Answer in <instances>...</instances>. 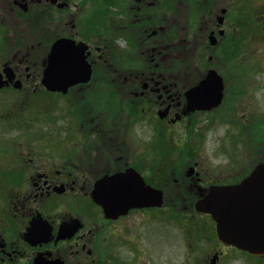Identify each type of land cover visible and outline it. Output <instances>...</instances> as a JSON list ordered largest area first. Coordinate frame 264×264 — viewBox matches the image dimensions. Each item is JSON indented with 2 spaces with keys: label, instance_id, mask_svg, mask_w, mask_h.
I'll return each instance as SVG.
<instances>
[{
  "label": "flooded vegetation",
  "instance_id": "af4514ba",
  "mask_svg": "<svg viewBox=\"0 0 264 264\" xmlns=\"http://www.w3.org/2000/svg\"><path fill=\"white\" fill-rule=\"evenodd\" d=\"M263 45L264 0H0V264H123L122 222L151 211L107 218L93 191L127 170L161 188L165 200L192 205L213 186L240 182L249 167L216 176L185 161L168 177L165 168L180 157L170 146L134 147V119L163 121L169 142L193 115L228 112L234 95L261 88ZM52 46L84 56L90 80L49 91ZM54 68L74 69L59 58ZM220 85V106L184 114L191 90L204 102ZM60 104L71 111L68 123ZM36 129L42 137L27 139ZM167 181L176 186L169 194ZM184 209L177 212L193 214ZM143 229L166 240L156 227Z\"/></svg>",
  "mask_w": 264,
  "mask_h": 264
},
{
  "label": "rangeland",
  "instance_id": "374dc122",
  "mask_svg": "<svg viewBox=\"0 0 264 264\" xmlns=\"http://www.w3.org/2000/svg\"><path fill=\"white\" fill-rule=\"evenodd\" d=\"M256 90H252V94ZM261 99L256 95L252 96L251 107L252 111L246 112V116L242 117L240 113H245L241 111L240 104H235L234 108H230L228 112H224L221 115L224 117L211 118L210 116H203L202 114L193 115L190 119L188 125L189 130H186L187 137L185 138L184 145L185 150L184 154L189 152L190 155H196L192 157L194 162L201 163V168L203 171H207L210 174H231V172H237L243 168L251 167V165L263 162L264 163V90L260 89ZM8 106L11 103V99L7 97ZM248 106L245 102L243 105L244 109ZM42 110L39 107H34ZM58 108L61 109V113L67 116L65 123H68L70 120L69 107L58 105ZM47 106L43 109L42 113L36 111L39 115V118L44 119ZM55 111H48V113H54ZM238 112V114H237ZM22 112L19 113V115ZM107 113V112H106ZM214 113V112H213ZM249 114V116H248ZM124 114H118L115 120H121L124 123L125 119L122 117ZM234 115V117H233ZM227 116V118H225ZM248 116V117H247ZM198 119L195 120L194 118ZM122 118V119H121ZM146 120L145 117L140 116V123L134 121V127H138V131L134 128V147H143L146 143V132L141 131V122ZM228 121V122H222ZM145 121H143L144 123ZM245 124V127L242 130V125ZM209 128H205V127ZM64 128V126H63ZM205 128V129H203ZM203 129V130H202ZM199 133V134H198ZM42 137V133L39 129L34 130L33 132H27V139H34L38 141ZM2 137L0 135V141ZM160 140H158V143ZM234 142V143H233ZM232 143V144H231ZM151 148V145H147ZM0 147H3V143L0 142ZM3 150L0 151V163L6 161L4 155L2 154ZM68 149L64 148L59 150V154L64 159L67 156ZM152 154V153H151ZM145 158V157H144ZM59 160V159H58ZM146 160V159H145ZM171 168L165 169L167 176L170 174ZM178 168H175L176 170ZM169 177V176H168ZM225 177H222V179ZM230 178V177H229ZM226 181V180H225ZM227 182V181H226ZM168 187L167 191L169 193L176 190L175 184H172V181H167ZM185 194L188 193L185 189ZM182 193V191H181ZM180 193V194H181ZM184 194V195H185ZM185 201H182L181 198L179 201H171L167 198L165 201V208H161L162 211H157V214L162 216V224H157L158 221H155L150 227H156V230L162 235H166L167 241L161 242L162 239L157 240L158 238L154 237L151 234L142 233L144 231L143 224L145 223V214L134 213L130 219H126L122 222V256L119 262L123 264H151L150 253L154 256V260H158L157 264H207L208 259H211L215 252L219 251V247L214 244L215 238L213 237V227L210 223L200 216L192 215H182L178 216L181 223L178 225L176 221L169 223L170 216L165 214L163 210H170L173 212L175 209L181 211L184 206ZM160 218V217H158ZM147 224V223H145ZM148 225V224H147ZM158 226L165 227L168 229H159ZM168 236L170 237V244L168 243ZM130 240H137L141 243L144 249L137 250L131 248ZM224 252L223 258H220L217 264H264V258L250 257L241 254L237 251H231L230 249H222ZM111 249L108 250V258L113 262V255L110 253ZM240 253V254H239ZM239 254V255H236ZM239 259H238V257ZM131 260H128V258ZM135 257H138L139 260L135 262ZM244 257V258H243ZM163 259L167 261L163 262ZM135 262V263H134ZM241 262V263H240ZM118 263V262H116ZM210 263V260H209Z\"/></svg>",
  "mask_w": 264,
  "mask_h": 264
},
{
  "label": "water",
  "instance_id": "95a60500",
  "mask_svg": "<svg viewBox=\"0 0 264 264\" xmlns=\"http://www.w3.org/2000/svg\"><path fill=\"white\" fill-rule=\"evenodd\" d=\"M73 63L75 66L79 65L78 62ZM71 74L76 77L79 72ZM50 75L51 73L46 80L48 85L55 83ZM262 173L260 177H257V173L242 185L228 188L224 194V201L207 205L200 202L196 207L197 210L212 215L217 222L219 237L224 243L255 254L264 253V175ZM113 192V201H110V198L107 201L106 199L98 201L103 205L105 202L108 209L116 213L125 212L131 207L158 206L161 201L160 198L155 199L152 196L155 192L145 187L140 178H134V182L129 183L118 177L116 184L113 185Z\"/></svg>",
  "mask_w": 264,
  "mask_h": 264
}]
</instances>
